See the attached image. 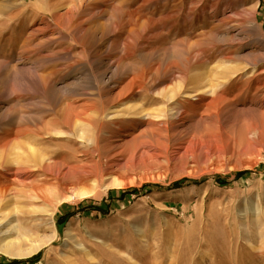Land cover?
Instances as JSON below:
<instances>
[{"label": "rangeland", "instance_id": "obj_1", "mask_svg": "<svg viewBox=\"0 0 264 264\" xmlns=\"http://www.w3.org/2000/svg\"><path fill=\"white\" fill-rule=\"evenodd\" d=\"M164 4L0 0V115L22 111L26 122L12 127L25 133L18 145L34 143L45 164L68 168L58 180L38 172L33 157L9 163L31 173L10 182L0 211L28 238L15 248L0 239V264H264V121L225 110L205 117L184 95L169 109L178 111L174 129L154 136L106 118L118 111L106 102L113 93L161 64L172 66L155 77L162 84L141 92L138 82L136 97L122 101L163 110L162 95L175 92L182 73L200 70L212 80L227 65L240 69L244 83L264 71V63L254 65L264 56V0ZM144 55L159 58L144 64ZM118 67L104 89L98 75L106 73V83ZM40 75L61 90L58 103L37 93ZM88 107L96 118L64 122Z\"/></svg>", "mask_w": 264, "mask_h": 264}, {"label": "bare ground", "instance_id": "obj_2", "mask_svg": "<svg viewBox=\"0 0 264 264\" xmlns=\"http://www.w3.org/2000/svg\"><path fill=\"white\" fill-rule=\"evenodd\" d=\"M164 1H165V4L163 5V7L166 8L168 6V3L171 0H164ZM180 6H182V5H180ZM174 10H175V7H174ZM183 12H184V9L181 8L179 14L181 15V14H183ZM255 12H256V10H255ZM115 19H116V17L113 14L110 15L108 22H107L108 26H112V23ZM118 21H120V20H118ZM50 23L49 22L46 23L47 29L51 28ZM143 25H145L144 22L142 24V27H143ZM86 40L89 43V44H86V46L92 48V46L94 45V37L91 35H88V38ZM102 46H103V44H102ZM161 56L162 55H160V57ZM152 57L155 60V59L159 58V55H155V56L144 55V56H142L141 60H143V63L145 62L146 64H148L147 61L152 60ZM162 57H164V56H162ZM168 59H169V55H168ZM257 62L258 63L254 64L255 66H258L260 63H264V56L261 57ZM171 67H172L171 65L161 64L158 67H156L155 69L153 68L150 70L149 75H151V77H148L147 75H143L137 79H131L130 82H128L124 87L121 88L119 93H117L115 95L113 93V95H111V97H109L106 100V102H107V104L108 103L114 104L113 105L114 107L112 109H116L118 111L114 110L113 113L106 115V118H108V120H110V121L118 122L117 123L118 125L119 124H121V125L126 124L125 127L127 126V124H129L131 122V124H133V125H131V126H133V128H134V126H138V127L141 126L142 127V128H140L141 129L140 133L143 134L144 137L154 136L158 132L163 133V131L167 130L169 127L174 129V127H175V123H174L175 122V115L178 113V111H176L175 113H172L174 111H172V109H171V111L169 113V109L172 108V104L178 99V97L180 95H184L185 96L184 100L186 101L185 104H187L193 108H196L197 111H198V109H202V111H203L202 115L205 117L216 116L220 113V111L225 110L224 115H227V117H230V116H232V117H245V118L255 119V120H259V121H264V112H263V110H264V99H263V97H264V95H263V93H264V80L261 81V78L264 77V71L259 73L258 75H255V74L252 75L251 80H249L248 82H244V80H243L244 83H242V81H240L241 79L240 78L238 79V77H236V76H238L240 69L238 67H231V66H227V65L217 66L212 80L207 78V76L204 75V73L201 72L200 70L194 71L192 73V75L189 77L187 75H183V73H182L181 76L177 79L178 80V83H177L178 86L176 87L175 92H168L166 95L161 94L165 99V101H164L165 107L163 110L156 109V110L149 112L144 108V105H143L144 101H142V103L136 104V105H130V102H132V99H131V101H128V100L122 101L128 95H129V97L130 96L133 98L136 97L133 94L135 93V86L138 82L144 83V84H142V89H140L141 92H142V90H146V92H147L148 90H150V88L156 86V83L162 84L163 83L161 81L162 79L161 80L158 79V80L154 81L155 77L160 75L161 72L164 75V73L171 71ZM52 72H50L49 74L52 75ZM57 73L58 72H56V74ZM105 74L106 73H100L98 75V78L100 80V84L102 85V87L104 89L106 88L105 85L110 83V80H112V79L114 80L116 77H118L121 74V68L118 67L116 69V71L113 72L110 79H108V81L106 83H104L105 82L104 81L105 80ZM48 77L49 76H45V75L41 76L40 75V77H39L40 82L36 86V89H37L36 91L39 94L47 95L49 97L48 100H50L53 104H56L59 102V100L62 96L61 95L62 93H61V90L57 88V85L54 82H52L51 80H49ZM115 83H116V81H115ZM91 85H92V83H91ZM188 85H189V87H188ZM106 89L108 90V88H106ZM99 93H101V92H99ZM87 96H89V95H87ZM190 99L191 100L196 99V100H195V102H193ZM238 100H239V102H238ZM133 101H134V99H133ZM153 102L154 101H152V103ZM236 102H238V103H236ZM147 105H150V104H148V102H147ZM152 112H154L155 114ZM96 114L98 115L95 108L93 109V107H90V108L88 107V108H85L84 110H82L78 113H67L64 116L63 120L65 123H67V125L71 126L72 124H77L79 121H83V120L87 121L88 119H93L94 117L96 118L97 117ZM24 115L22 114V111H17V110H15L11 113H2V115H0V166H1V169L3 171V172H0L1 173L0 174V196H6L7 193H9L10 191H13L11 188L10 182L17 181V180L22 179V178H27L29 176V174L31 173V170L29 168H27V166H16L15 167V166H11L9 164V163H13V162H18L20 159H22L24 157H26L28 160L30 159V157H33L34 158L33 161H35V160L37 161V162L35 161V163H37V167H38L37 171L38 172H41L44 174L46 173L47 175H48V173L52 174V176L53 177L55 176L56 178H58V180L61 179L62 177L63 178L66 177V175H68V172H67L68 168L63 166V165L45 164V160L43 159V156H41L39 154L34 143H30V145L28 144L27 148H23V147L18 145V143L20 141L19 140L20 136L21 137L24 136L25 133H23V132L21 133L20 131L15 132L12 129V127H14V126L18 127L19 124L21 122H23V120L26 119L27 116H24ZM181 115L183 116L184 119H186L188 116L187 112H182ZM35 119L36 118H34V121H35ZM184 119H183V121H184ZM26 120L24 121V123L26 122ZM29 121H31V119ZM29 121H27V122H29ZM39 121H40V119H39ZM203 121L204 120H195L194 119L193 122L195 125H198V124H202ZM29 123H31V122H29ZM129 128H130V126H129ZM127 131H128V129L126 130V132ZM111 137H112V135H111ZM120 137H122V136H120ZM104 148H106V147H104ZM32 174H34V173L32 172ZM55 180H57V179H55ZM58 183L59 182H57V184ZM39 190H43V188L41 187ZM78 193L79 194L81 193L80 195L86 194L85 192H80V191ZM14 232H16V233H14ZM13 234H17L16 235L18 237V239H16L17 241H14V239H12L14 236ZM27 235H28V233L26 231L20 232V231H17L15 228H13L12 223L10 222L8 215L5 213V211H0V239L7 240L9 242V248H11V247L15 248V246L17 244L20 246V243L25 241V236L27 237ZM68 238L69 239L72 238L71 235H68ZM52 241H53V238H51L49 240V242H52ZM40 247H41V245L39 247L34 248L31 252L37 251L38 249H40ZM15 252L16 251H13V252L8 251L7 253L11 256H16V257L21 256V255H25V254H21L18 252L15 253Z\"/></svg>", "mask_w": 264, "mask_h": 264}, {"label": "trees", "instance_id": "obj_3", "mask_svg": "<svg viewBox=\"0 0 264 264\" xmlns=\"http://www.w3.org/2000/svg\"><path fill=\"white\" fill-rule=\"evenodd\" d=\"M178 186H180V184H178V185H176V187H178ZM124 194V193H123ZM121 196V195H120ZM14 264H17V263H19V262H13Z\"/></svg>", "mask_w": 264, "mask_h": 264}]
</instances>
